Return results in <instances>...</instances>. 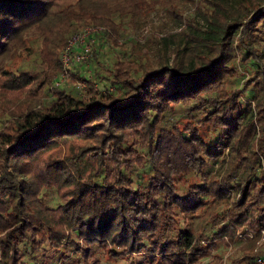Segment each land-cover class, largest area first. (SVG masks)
Returning a JSON list of instances; mask_svg holds the SVG:
<instances>
[{
    "label": "trees",
    "instance_id": "1",
    "mask_svg": "<svg viewBox=\"0 0 264 264\" xmlns=\"http://www.w3.org/2000/svg\"><path fill=\"white\" fill-rule=\"evenodd\" d=\"M192 1V60L126 62L120 74L106 75L115 92L77 95L56 86L37 106L0 121V264H99L95 246L115 258L139 252L131 264H191L217 239L233 240L235 226L253 233L226 264H256L252 248L264 228V46L253 36L264 32V0ZM130 2L143 11L152 3ZM102 9L96 0H0V58L54 26L62 40ZM127 9L118 2L111 10ZM31 75L0 66V85L19 88ZM224 151L223 169L210 170ZM39 187L60 199L47 202ZM232 190L222 212L208 208Z\"/></svg>",
    "mask_w": 264,
    "mask_h": 264
},
{
    "label": "rangeland",
    "instance_id": "2",
    "mask_svg": "<svg viewBox=\"0 0 264 264\" xmlns=\"http://www.w3.org/2000/svg\"><path fill=\"white\" fill-rule=\"evenodd\" d=\"M98 1L103 9L102 14L95 21L81 24L77 29L67 33L62 40L60 38L63 31H60L59 26H54L46 36L38 33L28 34L22 44L12 46L8 53L0 58V66L23 67L32 74L29 83L19 88L0 85V121L26 107L37 106L41 100L40 95L50 96L56 86L77 95L89 94L95 90L115 92L113 86L116 81L110 78L111 73L116 71L120 74L126 62H133V66L137 67L141 64L156 65L166 57L168 62L180 64L194 58V50L189 47L193 36L189 31L191 25L188 24L196 23L197 19L192 0H150L152 3L147 11L131 4L130 0H96ZM118 2L124 7H129L127 9L129 11L118 13L116 10H111ZM170 32L176 34L172 36L168 34ZM253 38L256 41L254 44L259 47L264 46V32L254 34ZM81 39L87 44L86 52L82 51L79 45ZM109 53L114 54L115 60L107 71L103 66L107 65L106 57ZM79 54L84 55L75 58L80 57ZM246 72L245 68L240 69L241 75L232 77L229 84L238 86ZM108 74L109 78L106 77ZM59 77L62 78L55 82ZM242 99L246 100L244 94ZM224 158H226L225 151L221 156L210 161L208 168L223 169ZM182 189L183 186L179 187L178 191ZM38 191H43V196L49 203L60 199L53 188L39 187ZM235 196L236 192L232 190L228 197L215 200L208 205V208L213 212H222L232 203ZM202 216L204 213L199 211L197 217H194L195 224ZM242 230L241 226H235L236 236L233 240L224 242L217 239L215 244L210 245L208 253L191 264H203L211 258L226 264L229 256L239 254L250 244L251 240L248 237L252 234L246 232L247 234L238 235L237 232ZM210 239L206 236L201 240L209 243ZM252 249L253 254L264 253V239L257 240ZM94 254L99 258V264H131L130 259L140 257V253L136 252L133 257L115 258L97 246ZM52 262L54 261L49 264H54Z\"/></svg>",
    "mask_w": 264,
    "mask_h": 264
},
{
    "label": "built area",
    "instance_id": "3",
    "mask_svg": "<svg viewBox=\"0 0 264 264\" xmlns=\"http://www.w3.org/2000/svg\"><path fill=\"white\" fill-rule=\"evenodd\" d=\"M72 44H74V43H72ZM79 45L82 47V51H84V52L87 51V44L82 39L80 40V44ZM79 55H80V57H75V58H81V57H83L82 54H79ZM60 78H62V77H59L57 80H55V82L58 81ZM246 232L249 235L253 233L252 230L246 229V227H244V229L242 231H240V232H237V234L238 235H242V233H246ZM257 232H258V237L256 238L255 242L257 240H259V239L260 240L264 239V228L263 227L257 228ZM253 260H254V262L256 264H264V253H255V254H253Z\"/></svg>",
    "mask_w": 264,
    "mask_h": 264
}]
</instances>
